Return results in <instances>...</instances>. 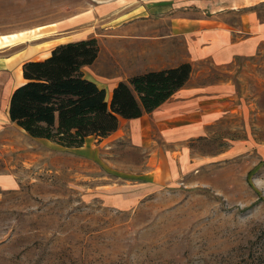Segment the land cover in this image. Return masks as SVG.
Returning a JSON list of instances; mask_svg holds the SVG:
<instances>
[{"label":"rangeland","instance_id":"obj_1","mask_svg":"<svg viewBox=\"0 0 264 264\" xmlns=\"http://www.w3.org/2000/svg\"><path fill=\"white\" fill-rule=\"evenodd\" d=\"M195 1L0 0V58L94 37L110 101L118 83L196 57L192 33L172 35L175 18L205 17ZM195 61L157 115L81 149L12 123L19 66L0 74V264H264V47Z\"/></svg>","mask_w":264,"mask_h":264},{"label":"trees","instance_id":"obj_2","mask_svg":"<svg viewBox=\"0 0 264 264\" xmlns=\"http://www.w3.org/2000/svg\"><path fill=\"white\" fill-rule=\"evenodd\" d=\"M99 51L98 40L92 37L60 44L47 58L25 62V82L10 98V121L33 138L81 148L89 136L106 138L116 132L121 119L154 112L192 75L189 62L137 74L118 83L108 101L106 90L83 71L96 61Z\"/></svg>","mask_w":264,"mask_h":264},{"label":"crops","instance_id":"obj_3","mask_svg":"<svg viewBox=\"0 0 264 264\" xmlns=\"http://www.w3.org/2000/svg\"><path fill=\"white\" fill-rule=\"evenodd\" d=\"M195 2L197 6L200 5L199 0H196ZM204 6H206V12H204L205 17L200 16L189 19V28H182L180 26V21L183 20L180 19V17L174 19V22L178 21V25H173L172 35L178 34L182 30L187 32L188 34L192 33V41L194 42V45H192V47H195L196 49V57H191L185 62H189L191 64V62H194V60L197 61L207 58V60H210L217 66H227L232 64L238 58L254 57L261 52L262 48L264 47V0H205V3H203L202 7ZM145 11L146 15H148L149 12H147L146 9ZM132 19L133 18H129L128 20H123L114 25H110L108 26V29H114L116 31V34L114 35L121 36V30L118 31L119 26L123 24L129 25L130 23H132ZM156 36H158V34ZM38 51L39 50L37 49L35 53L37 54ZM50 52L45 54L44 59L50 55ZM100 53L101 51H99V55ZM99 55L92 65L86 66L83 69L85 76L97 84L99 81L95 77V75L97 76V74L93 71V67L96 65L99 59ZM202 55L205 58L202 57ZM23 56L25 57L22 59L30 58L34 56V53L29 51L26 52ZM37 60L41 59L25 60L23 64L27 61ZM17 65L19 66L17 71L19 81L18 85L11 89L8 94L6 105L7 117H9L8 110L11 95L15 88L23 84L25 80L23 78V65L20 55H18V57L14 60L12 59V57L0 58V74L4 73L5 69H7L8 67L12 68ZM165 68L170 67H160L153 70H161ZM221 87L223 88V86ZM177 93H179V91L176 92L160 108L150 114H145L139 119L121 120L134 122H139L140 120L139 123H143L146 119H148L146 117H149V115H153V117L154 115H157L160 110H162L165 106L168 105V103H170L174 99ZM147 125L148 123H145V127L143 130L147 128ZM91 137L92 136L86 139L85 145L87 144V140Z\"/></svg>","mask_w":264,"mask_h":264}]
</instances>
